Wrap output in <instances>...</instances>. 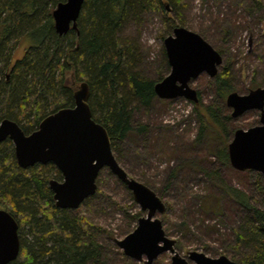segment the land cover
I'll return each instance as SVG.
<instances>
[{"label": "trees", "instance_id": "trees-1", "mask_svg": "<svg viewBox=\"0 0 264 264\" xmlns=\"http://www.w3.org/2000/svg\"><path fill=\"white\" fill-rule=\"evenodd\" d=\"M64 1L0 0V123L10 118L31 133L48 114L74 106L78 84L87 81L93 117L107 128L120 162L116 152L120 141L137 132H148L146 124L135 120V114L153 107L157 100L155 84L170 71L165 49L153 75L146 71L140 42L143 21L161 14L169 33L176 26H185L182 9L187 0H84L77 27L61 35L55 28L53 11ZM252 4L262 7L261 0H248V5ZM132 26L135 33L127 32ZM25 38L31 44L14 61V52ZM232 81L228 61L212 78L224 103L228 94L236 91ZM259 86L254 78L250 89ZM193 104L200 118L197 139L207 131L215 134L222 145L214 155L223 164L231 163L225 119L232 114L223 117L219 107L204 104L200 97ZM204 171L235 204L248 210L236 230L234 247L241 250L232 259L240 264H264L263 174H256L259 198H253L226 184L218 171ZM245 172L251 174V170ZM51 178L63 179L55 163L23 168L17 162L12 140L0 143V208L18 221L21 240L19 256L9 264H102L100 227L89 221L82 206L77 214L57 207L49 185ZM101 181L100 172L92 197L100 191ZM216 207L222 209L219 198ZM142 213L133 214V218L138 220ZM124 259L129 260L127 256Z\"/></svg>", "mask_w": 264, "mask_h": 264}, {"label": "rangeland", "instance_id": "rangeland-1", "mask_svg": "<svg viewBox=\"0 0 264 264\" xmlns=\"http://www.w3.org/2000/svg\"><path fill=\"white\" fill-rule=\"evenodd\" d=\"M261 1L262 7L257 8L248 5V0H187L182 9L185 27L223 50L219 70L231 62L232 83L240 94L250 92L254 78L264 86V0ZM143 23L141 48L146 71L152 76L165 49L163 35L166 37L173 31L168 32L161 14L145 18ZM135 28L132 26L127 32L135 33ZM30 44L31 40L25 38L16 48L13 60L21 58ZM212 78L204 72L190 84L198 90L204 104L219 107L225 117L233 109L218 98ZM193 105V101L185 97L157 96L152 108L135 114V120L146 124L148 132L131 134L120 141L116 152L130 176L149 185L165 201L167 210L158 217L163 221L166 234L176 239L175 247L181 255L188 258V251L199 250L212 257L221 254L237 257L241 249L234 247L236 230L247 218L248 210L235 204L204 170L218 171L226 184L244 190L253 198H259L256 179L259 172L251 170L249 174L231 163L223 164L214 155L221 148V140L210 131L197 139L200 118ZM225 120L230 142L236 129L260 123V111L248 110ZM100 172V191L95 197L86 198L81 206L89 221L100 227L102 264H144L125 255L116 242L136 228L138 220L133 214L142 209L132 191L109 168L104 167ZM261 180L264 182V174ZM218 198L222 202L221 210L216 207ZM78 209L71 210L77 214ZM146 214L143 211L142 215ZM171 256L170 251L163 252L152 264H172Z\"/></svg>", "mask_w": 264, "mask_h": 264}, {"label": "water", "instance_id": "water-1", "mask_svg": "<svg viewBox=\"0 0 264 264\" xmlns=\"http://www.w3.org/2000/svg\"><path fill=\"white\" fill-rule=\"evenodd\" d=\"M84 0L60 2L53 11L55 28L61 35L77 27ZM170 72L155 84L156 95L164 99L185 97L199 101L198 90L191 80L206 72L215 77L223 64V55L200 33L185 26H176L164 39ZM90 86L78 84L75 104L45 116L31 133L14 120L0 123V143L10 138L18 164L28 168L37 163L53 162L62 172L63 180L51 178L55 205L77 209L86 198L97 192L100 171L109 168L132 191L133 197L147 214L138 219L136 228L122 239H116L125 255L144 264L163 252L172 253V264H240L226 254L212 257L199 250L188 251V258L176 250V239L169 237L158 214L167 210L165 201L149 185L130 176L112 149L107 128L94 119L89 103ZM226 103L232 116L248 110L260 111V123L247 129L238 128L229 143L231 164L238 170H254L264 174V86L247 94L230 92ZM21 249L19 223L6 209L0 208V264L17 259ZM144 255L147 257L144 260Z\"/></svg>", "mask_w": 264, "mask_h": 264}, {"label": "flooded vegetation", "instance_id": "flooded-vegetation-1", "mask_svg": "<svg viewBox=\"0 0 264 264\" xmlns=\"http://www.w3.org/2000/svg\"><path fill=\"white\" fill-rule=\"evenodd\" d=\"M7 139H8V138H7ZM7 139H6V140H7ZM9 139H10V138H9ZM12 142H13V141H12Z\"/></svg>", "mask_w": 264, "mask_h": 264}]
</instances>
